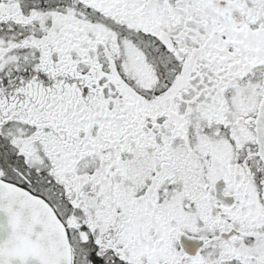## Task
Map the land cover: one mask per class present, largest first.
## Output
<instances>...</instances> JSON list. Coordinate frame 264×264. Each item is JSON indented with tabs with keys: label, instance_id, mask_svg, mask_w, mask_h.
<instances>
[{
	"label": "snow or ice",
	"instance_id": "6c2138e0",
	"mask_svg": "<svg viewBox=\"0 0 264 264\" xmlns=\"http://www.w3.org/2000/svg\"><path fill=\"white\" fill-rule=\"evenodd\" d=\"M0 264H264V0H0Z\"/></svg>",
	"mask_w": 264,
	"mask_h": 264
}]
</instances>
